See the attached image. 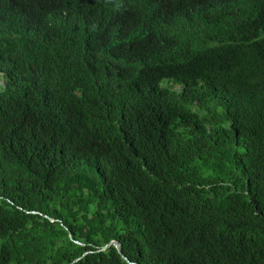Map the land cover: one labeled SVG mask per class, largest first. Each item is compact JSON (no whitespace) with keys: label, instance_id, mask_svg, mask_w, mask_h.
I'll list each match as a JSON object with an SVG mask.
<instances>
[{"label":"trees","instance_id":"16d2710c","mask_svg":"<svg viewBox=\"0 0 264 264\" xmlns=\"http://www.w3.org/2000/svg\"><path fill=\"white\" fill-rule=\"evenodd\" d=\"M124 257L264 264V0H0V264Z\"/></svg>","mask_w":264,"mask_h":264},{"label":"water","instance_id":"95a60500","mask_svg":"<svg viewBox=\"0 0 264 264\" xmlns=\"http://www.w3.org/2000/svg\"><path fill=\"white\" fill-rule=\"evenodd\" d=\"M111 246H115V247L117 248L118 252H119L120 254L123 255V250H122L121 243L118 242V241H112L110 244H108L107 246H105V247L103 248V250H106V249H108V248L111 247ZM124 258H125V260H127V262H128L129 264H134V263H132L127 257H124Z\"/></svg>","mask_w":264,"mask_h":264},{"label":"rangeland","instance_id":"374dc122","mask_svg":"<svg viewBox=\"0 0 264 264\" xmlns=\"http://www.w3.org/2000/svg\"><path fill=\"white\" fill-rule=\"evenodd\" d=\"M163 85L168 86L167 84H163ZM175 88H176V89H179V86H176Z\"/></svg>","mask_w":264,"mask_h":264}]
</instances>
